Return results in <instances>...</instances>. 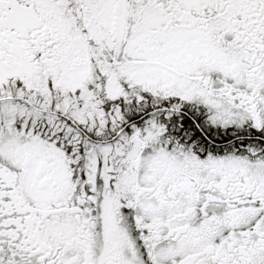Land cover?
<instances>
[{
	"label": "snow or ice",
	"instance_id": "1",
	"mask_svg": "<svg viewBox=\"0 0 264 264\" xmlns=\"http://www.w3.org/2000/svg\"><path fill=\"white\" fill-rule=\"evenodd\" d=\"M0 264H264V0H0Z\"/></svg>",
	"mask_w": 264,
	"mask_h": 264
}]
</instances>
